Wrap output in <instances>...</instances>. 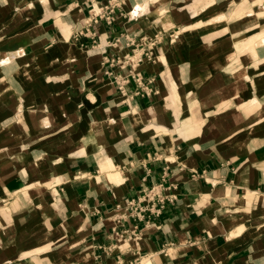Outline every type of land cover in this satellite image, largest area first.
Returning a JSON list of instances; mask_svg holds the SVG:
<instances>
[{
	"label": "crops",
	"instance_id": "crops-1",
	"mask_svg": "<svg viewBox=\"0 0 264 264\" xmlns=\"http://www.w3.org/2000/svg\"><path fill=\"white\" fill-rule=\"evenodd\" d=\"M108 1L0 2V264H264V0Z\"/></svg>",
	"mask_w": 264,
	"mask_h": 264
},
{
	"label": "built area",
	"instance_id": "built-area-1",
	"mask_svg": "<svg viewBox=\"0 0 264 264\" xmlns=\"http://www.w3.org/2000/svg\"><path fill=\"white\" fill-rule=\"evenodd\" d=\"M125 2L126 0H109L108 3L103 4L92 3L89 9L88 17L85 18L84 26L74 34L75 39H79L80 36L90 34L89 32H91L92 26L102 19L108 23H113L115 21L116 9L121 7ZM120 13L125 15L122 11ZM93 35L94 32H91L88 36L93 37ZM142 54L143 53H141V55ZM132 77L135 76L132 75ZM127 81H129L128 78L124 80V83ZM164 181L165 179L163 178L162 182L145 190L141 196H138L137 200L133 199L129 201V203L125 206L127 207L126 211L120 216L117 215V217H128L131 216L132 213L139 216L140 214H143L144 210H152L153 206H163L166 200L174 201L177 199L176 192L167 191L168 189H177V186L175 184L165 185ZM160 207L155 208L154 212L159 213L161 211Z\"/></svg>",
	"mask_w": 264,
	"mask_h": 264
},
{
	"label": "bare ground",
	"instance_id": "bare-ground-1",
	"mask_svg": "<svg viewBox=\"0 0 264 264\" xmlns=\"http://www.w3.org/2000/svg\"><path fill=\"white\" fill-rule=\"evenodd\" d=\"M149 4L155 3V0H146ZM166 11V10H165ZM164 12V11H163ZM159 13V12H158ZM164 58V56H163ZM5 60V59H4ZM193 121V118H192ZM191 121V122H192ZM186 135V134H185ZM188 136V134H187ZM170 147V146H169ZM84 149V148H82ZM102 150V149H101ZM38 156V155H37ZM106 158V157H105ZM102 161V160H101ZM114 161L111 160V158L108 157V162L105 164L101 165V169L103 171V176L98 177L99 180L105 179L109 182H115L118 183L120 181H122L123 177L121 174V171L119 170V168L116 167V165L113 163ZM36 164V163H35ZM97 178V177H96ZM61 181V180H58ZM57 191V190H56ZM255 193V192H254ZM42 247V246H41ZM44 247V246H43ZM42 247V248H43ZM46 247V246H45ZM48 248V247H47ZM37 250H41L40 248H37ZM28 255V254H27ZM141 264H150V259L147 257H144L142 259V263Z\"/></svg>",
	"mask_w": 264,
	"mask_h": 264
},
{
	"label": "rangeland",
	"instance_id": "rangeland-1",
	"mask_svg": "<svg viewBox=\"0 0 264 264\" xmlns=\"http://www.w3.org/2000/svg\"><path fill=\"white\" fill-rule=\"evenodd\" d=\"M138 7H139V8H142V9L145 10V11H148L147 8H145L144 6H143V7H142V6H139V4H138Z\"/></svg>",
	"mask_w": 264,
	"mask_h": 264
},
{
	"label": "snow or ice",
	"instance_id": "snow-or-ice-1",
	"mask_svg": "<svg viewBox=\"0 0 264 264\" xmlns=\"http://www.w3.org/2000/svg\"><path fill=\"white\" fill-rule=\"evenodd\" d=\"M0 2H2V0H0Z\"/></svg>",
	"mask_w": 264,
	"mask_h": 264
}]
</instances>
